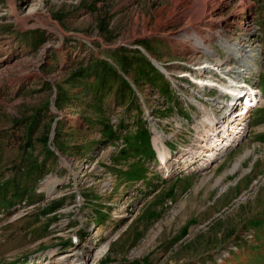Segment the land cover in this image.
<instances>
[{
	"label": "rangeland",
	"instance_id": "374dc122",
	"mask_svg": "<svg viewBox=\"0 0 264 264\" xmlns=\"http://www.w3.org/2000/svg\"><path fill=\"white\" fill-rule=\"evenodd\" d=\"M180 1L16 0L21 24L0 0V264H264V0H248L263 103L208 168L178 166L189 136L165 135L234 57L222 42L181 45ZM240 1L210 12L245 42ZM147 114L166 122L169 169Z\"/></svg>",
	"mask_w": 264,
	"mask_h": 264
},
{
	"label": "built area",
	"instance_id": "2783aa9c",
	"mask_svg": "<svg viewBox=\"0 0 264 264\" xmlns=\"http://www.w3.org/2000/svg\"><path fill=\"white\" fill-rule=\"evenodd\" d=\"M247 20H250L253 26H255L256 29H258L256 16H254V12L251 9L249 10V15L247 16ZM257 34L258 33L256 30V33L253 37L251 38L248 37L245 40L252 42V47L248 48V51L246 53V59L249 57L248 52H250V49L253 52V55L255 54V52L256 53L263 52L262 47L258 45V43H256ZM256 47L258 49H256ZM227 53H230V51L229 52L227 51ZM232 53L234 57V64L236 63L237 65H239L240 62L237 63V60L240 58V54L234 52ZM260 56H262V54L261 55L259 54L258 57L254 58V61H256L259 65H260V60H259ZM206 64L207 62L201 67L206 66ZM234 64L229 66L230 69L234 67L232 71H230V69L226 71L229 77L224 75L221 76V78H217L216 81L209 83L211 87L210 90L213 88L215 94L205 91L204 92L205 95H199L198 97L195 96V99L199 100V101L196 100L197 104L203 106V108H199L200 111L197 110V112H195L194 115L193 109L190 106H187L190 109V111H192L191 115L174 116L173 123L171 125H173V129L175 132L170 135H165L166 136L165 138H167L169 141H177L178 138L175 137L176 136L175 134L178 135L183 134L185 136L186 135L189 136V137L187 136L189 138V143L186 146L185 144L184 146H179L178 149L174 152L176 154L179 153L178 157H180L181 160L184 159L182 158V155L185 154L186 159H189L190 163L189 164L186 163L184 159L182 161H177L178 166L182 165L184 168L186 167L188 168L189 165L192 167L196 164H201L203 162L202 161L203 158L200 156L197 157V155L194 156L188 155L187 152L188 151L191 152L192 148H197L201 150L206 147L205 146L206 143H209L211 140H214L219 147L221 146L223 147L222 153L223 152L228 153L229 151L238 148L239 145L242 143L243 138H245L248 135L249 133L248 131L252 123V118L255 112L257 111V109L259 108V106L261 105V103L263 102V98L258 91L257 78L256 81H252V78L254 76L256 77L259 76V71L258 69H254L252 74L247 73L245 69L249 70V68H247L246 65V67L239 70L240 74L236 75L235 72L238 67L237 65ZM208 77H214L213 73L208 75ZM177 94L178 97L182 98L183 94L180 93V91L179 93L177 92ZM224 96L232 100L230 105H226L229 108V110L225 115H223V111H222L223 109H221L223 107H218L219 105L221 106L222 104L218 101L222 99V97ZM143 100L144 98H142V101ZM146 116L151 122H153V125L158 127V129H156V133L159 134L158 136L159 137L158 140L160 143L159 148L168 149L167 150L169 152L168 158H172V156H175L176 154L173 153L170 154L169 147L166 144H163L167 140H164V138L161 136L163 129L161 128L160 122L161 123H166V122L153 117L154 115L147 114ZM203 124H205V126ZM201 125L204 126L203 129ZM213 129H216L215 132L211 131ZM228 142L229 145L226 146ZM201 143H204V146L202 147L199 146ZM225 156L226 155H224L223 157H217L218 161L224 158ZM178 157H175V159H178ZM192 157H196V158H192ZM211 161L212 160H208V163L204 165L211 164ZM171 165L169 164L165 165L163 163L160 164L159 168L169 169V166Z\"/></svg>",
	"mask_w": 264,
	"mask_h": 264
},
{
	"label": "bare ground",
	"instance_id": "6f19581e",
	"mask_svg": "<svg viewBox=\"0 0 264 264\" xmlns=\"http://www.w3.org/2000/svg\"><path fill=\"white\" fill-rule=\"evenodd\" d=\"M9 1L11 4L13 15H16L18 17L19 22L21 24H26V20L23 19V17H19V15L17 14L16 0H9ZM225 1L226 0H181L180 5H182L183 7H186L188 5V9L186 7V10L190 9V11L192 13L191 22L186 27L188 29V31L185 34V37H182V35L184 33V32H182L180 34H177L176 37L174 35L173 39L174 38H175V40L181 39L180 40L181 45L184 47L186 46L187 50L188 49L192 50V53L203 50L202 47L209 44L210 42H216V41L222 42L221 45L225 46V49L230 50L231 52L240 54V58L237 60V63L238 62L247 63V68H249V70L248 69H245V70L247 71V73L252 74L254 69H258V71H259L260 65L256 61H254V58H256L258 54L261 55V52L260 53L255 52V55L253 57L249 56L246 59V53L248 51V48L252 47V42H251V44L247 43L249 41H245V43H244L242 40H239L238 38H233L234 36L232 34L234 33V31H231V30L226 34V29L224 27L222 28L220 25L221 19L216 20V17H213L212 13L210 12V11H213V12L216 11L215 9H218V7L221 4L225 3ZM192 3L194 5H192ZM189 5H192V6H189ZM177 6H178V4H177ZM250 9H251V6H250V2L248 0H241L240 3L235 7V16L236 17L234 18V21H236V23H238L239 26H233V28H235V29L239 28L238 30H240V34L242 35L244 40H246L248 37H250V38L253 37L254 34L256 33V28L253 26V24L250 20H246L245 22H243L242 19H239V17L248 16ZM176 12H177V9H176ZM180 13L181 14L186 13L185 9L182 8V11H180V9H179L177 12V15ZM219 27H221V28H219ZM180 37H182V38H180ZM178 38H180V39H178ZM220 62H222V61L220 60ZM220 62H219V65L221 66L222 63H220ZM243 66H244V64H243ZM245 66H246V64H245ZM233 69H234V67L231 68V70H233ZM218 102L222 103L221 106L219 105L218 107H223L221 109H223L222 110L223 115H225L227 113V111L229 110V108L226 105H230L232 100L229 99L228 97L224 96ZM203 125L205 126V124H203ZM204 126H202V129ZM215 130L216 129H213L211 131L215 132ZM227 145H229V142L226 144V146ZM199 146H201V147L204 146V143H201ZM205 146L206 147L201 149V150L197 149V148H192L191 152L189 153V155H191V156L197 155V157L198 156L202 157L203 162L201 163V165L208 163L207 160H213L214 161L215 157L216 158L222 157V155H225L227 153V152L222 153L223 147L222 146L219 147L218 144L214 140H211L209 143H206ZM167 150H168L167 148L157 149V151L159 153V157L161 158L159 164L164 163L165 165H168L167 158L169 157V155H168L169 152ZM171 153H172V151H171ZM184 155L185 154H183L182 157H185ZM172 157H174V156H172ZM192 158H196V157H192ZM65 163L68 164V162H66V161H65ZM213 165H214L213 163L209 164L206 166V168H208L210 166L213 167ZM160 169H164V168H160ZM56 186H57L56 183L50 184V187L48 189L49 195H54L56 193L54 191L56 189ZM46 255L47 254H42V256H45V259L48 257ZM40 263H42V262H40Z\"/></svg>",
	"mask_w": 264,
	"mask_h": 264
},
{
	"label": "crops",
	"instance_id": "0c3cea01",
	"mask_svg": "<svg viewBox=\"0 0 264 264\" xmlns=\"http://www.w3.org/2000/svg\"><path fill=\"white\" fill-rule=\"evenodd\" d=\"M222 164V163H221ZM217 166V165H216Z\"/></svg>",
	"mask_w": 264,
	"mask_h": 264
},
{
	"label": "trees",
	"instance_id": "16d2710c",
	"mask_svg": "<svg viewBox=\"0 0 264 264\" xmlns=\"http://www.w3.org/2000/svg\"><path fill=\"white\" fill-rule=\"evenodd\" d=\"M152 68H154V67H152Z\"/></svg>",
	"mask_w": 264,
	"mask_h": 264
}]
</instances>
